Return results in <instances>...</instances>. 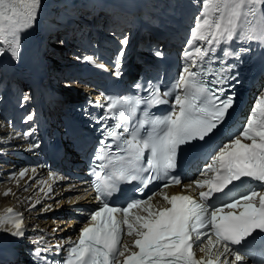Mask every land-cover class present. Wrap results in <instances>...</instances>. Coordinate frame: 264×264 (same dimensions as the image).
Listing matches in <instances>:
<instances>
[{"label":"snow or ice","instance_id":"obj_1","mask_svg":"<svg viewBox=\"0 0 264 264\" xmlns=\"http://www.w3.org/2000/svg\"><path fill=\"white\" fill-rule=\"evenodd\" d=\"M199 2L202 7L182 52V67L167 87L163 76H142L132 85L135 95L89 101L103 109L92 117L101 136L91 157L92 179L84 182L94 188L98 207L89 213L76 241L67 246L45 241L43 247L37 241L32 264H264V93L236 132L224 129L235 105L232 82H239L238 73H233L240 57L251 52L253 44L264 49V0ZM41 6L42 0H0V57L19 62L24 35L35 28ZM64 43L58 41L61 47ZM129 43L127 34L119 37L112 65L117 79L123 75ZM154 56L162 59L164 53L157 50ZM76 59L96 64L93 55ZM98 66L106 69L103 63ZM64 86L71 88V82ZM31 99L23 91L20 107ZM161 105L169 110L162 115L150 112ZM85 115H90L86 109ZM34 120L32 112L23 118L25 124ZM22 135L28 138L34 131ZM197 144L204 161L194 181L201 189L198 199L164 195L168 206L157 207L151 203L156 195L152 193L126 205L111 203L122 184L138 182L136 193L157 181L163 182L157 191L181 185L184 177L174 174L180 156ZM39 147L33 142L30 150ZM8 224L14 230H8ZM0 228L14 238L25 237L19 214L0 218ZM125 234L133 237L131 247L122 239ZM196 250L203 255L198 257ZM62 252L63 258H51Z\"/></svg>","mask_w":264,"mask_h":264},{"label":"bare ground","instance_id":"obj_2","mask_svg":"<svg viewBox=\"0 0 264 264\" xmlns=\"http://www.w3.org/2000/svg\"><path fill=\"white\" fill-rule=\"evenodd\" d=\"M43 1V6L44 7H49L48 6V3H49V1L50 0H42ZM151 1H153V0H148V2H151ZM91 10H90V15H92V16H94V13L96 12V10H97V7L96 6H93V7H91L90 8ZM87 25H88V23L87 22H84L81 26H82V29H83V34H85V32L87 31ZM119 30H120V28H117V29H115L114 30V33L115 34H117L118 32H119ZM131 34H132V32H128L127 33V35L130 37L131 36ZM26 38H27V35L25 34L24 35V38H23V50L25 51V52H27V53H29L34 59H37V55H36V45L33 43H30V42H28L27 40H26ZM104 41V40H103ZM25 75H27V76H29V77H34L32 74H30V73H25ZM2 104H3V102H0V108L2 107ZM2 131V130H1ZM11 139H14L13 137H11ZM16 139V138H15ZM37 150H33L32 152H31V155L33 154V153H35ZM19 160L20 161H22L23 163H25L27 160H28V157H26L25 155H21L20 157H19ZM30 163H32V161H30ZM43 170H44V168H43ZM21 171H24L25 172V175L23 176V177H21V178H26V180L24 181V183H26L27 182V177L31 174L30 172H27L26 170H21ZM20 171V172H21ZM6 174H8V173H6ZM16 179V178H15ZM50 205H52V204H50ZM57 205V204H56ZM58 220H61V221H64L65 220V217L64 216H62V217H60ZM8 230H14V229H12V227L10 228V229H8ZM7 233V238L10 240V239H12L13 238V236H11L10 234H9V231H7L6 232ZM30 237H31V240H34V241H36V232L34 231V234L33 235H30ZM31 264V263H30Z\"/></svg>","mask_w":264,"mask_h":264}]
</instances>
